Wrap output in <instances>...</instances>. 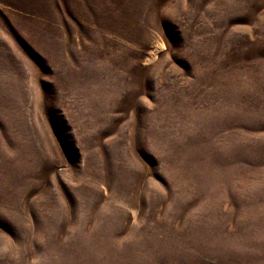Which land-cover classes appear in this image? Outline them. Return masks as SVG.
<instances>
[{"label": "rangeland", "instance_id": "1", "mask_svg": "<svg viewBox=\"0 0 264 264\" xmlns=\"http://www.w3.org/2000/svg\"><path fill=\"white\" fill-rule=\"evenodd\" d=\"M0 264H264V0H0Z\"/></svg>", "mask_w": 264, "mask_h": 264}]
</instances>
